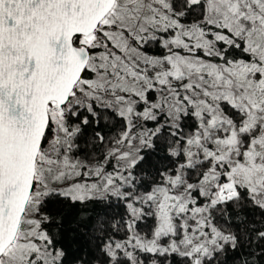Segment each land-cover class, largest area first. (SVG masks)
<instances>
[{"label":"snow or ice","instance_id":"snow-or-ice-1","mask_svg":"<svg viewBox=\"0 0 264 264\" xmlns=\"http://www.w3.org/2000/svg\"><path fill=\"white\" fill-rule=\"evenodd\" d=\"M0 264H264V0H0Z\"/></svg>","mask_w":264,"mask_h":264}]
</instances>
